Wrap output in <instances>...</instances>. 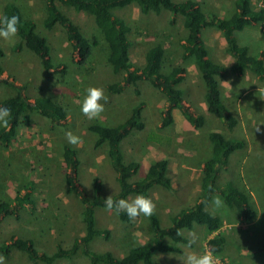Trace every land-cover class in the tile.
I'll return each instance as SVG.
<instances>
[{"label": "rangeland", "instance_id": "rangeland-1", "mask_svg": "<svg viewBox=\"0 0 264 264\" xmlns=\"http://www.w3.org/2000/svg\"><path fill=\"white\" fill-rule=\"evenodd\" d=\"M7 1L17 2L24 15L36 22L38 33L48 39L54 67L46 70L40 58L28 48L14 50L13 46L18 40L16 35L10 39L0 37V46L6 52L4 77L15 80L17 84L28 82L24 92L32 101L36 95L55 96L69 114L65 122L56 124L34 112L30 124H22L10 144L6 146L0 141V200L12 201L27 185L35 201L32 211L23 208L3 218L0 244L10 241L13 236L30 237L35 240L40 251L52 254L58 243L71 247L75 238L83 236L84 205L78 194L70 191L66 182L64 145L77 149L81 160L80 184L90 196L93 192V177L96 175L104 182L105 194H114L117 190L116 171L111 164L108 145L103 143L97 146L98 135L89 127L92 124L121 123L135 105L143 102L146 131H133L124 140L122 150L127 161H141L142 168L136 178H141L152 162L162 158L168 160L173 189L157 187L151 193L155 203L154 213L158 214L163 226L170 224L172 214L198 199L202 166L211 151L208 133L213 129L222 131L228 137L245 139V148L233 156L228 170L220 173L219 182L234 180L248 192L251 204L257 210L256 218L245 222L238 218L234 208L224 203L220 193H215L213 197L219 196L223 204L216 208L212 197L207 209L221 217V226L214 231L203 225L185 228L183 234L192 243H178L181 252L158 253V262L184 264L182 258L185 251L199 252L207 248L210 238L224 235L227 241L222 251L216 254L220 260L230 264H264V79L249 72L236 75L230 71L221 79L226 102L239 119L237 126L229 130L216 115L208 112L205 83L195 64L182 58V43L187 35L183 17L177 16L173 22L169 11L144 14L133 3L116 8L114 14L125 19L131 27L129 37L134 66L140 68L145 63V54L151 44L161 43L166 50L165 69H169L170 63L186 67L185 78L180 84L186 103L195 112L206 116V125L196 129L180 110L175 109L174 123L163 127L161 109L165 97L151 83L142 80L137 85L127 86L120 93L108 89L110 83L121 81L125 75L123 72H114L108 63V45L91 14L77 12L59 3L83 34L97 41L91 56L85 62H80L65 29L60 24L51 29L44 25L46 0H0V13ZM198 1L205 9L225 15L223 17H229L235 7V0ZM260 2L252 0L256 8H260ZM202 35L211 59L219 63L224 59L229 65L232 56L220 46L223 39L221 31L206 28ZM237 37L239 43L251 48L252 54L264 53V22L237 32ZM90 86H102L108 97L103 113L96 119H88L80 111L85 90ZM15 93V88L0 83V99ZM67 132L79 136L80 143L69 144ZM96 216L97 228L101 232L91 245L93 250L112 251L122 257L133 245L143 244L153 237L150 217L139 216L135 221H124L113 209L107 208H99ZM167 241L171 242L170 239ZM0 264L43 263H34L25 253L14 250L8 257H0ZM57 264H89V260L79 253L72 258L59 259Z\"/></svg>", "mask_w": 264, "mask_h": 264}, {"label": "trees", "instance_id": "trees-1", "mask_svg": "<svg viewBox=\"0 0 264 264\" xmlns=\"http://www.w3.org/2000/svg\"><path fill=\"white\" fill-rule=\"evenodd\" d=\"M59 3L94 17L108 45V63L114 72H123L125 75L121 81L108 85L111 92L120 93L127 86L137 85L139 81L145 80L163 93L165 97V104L161 109L163 127L174 123L175 109L180 110L196 129L206 125V116L195 112L186 103L180 88L185 78L186 67L170 63L169 69H165L166 50L161 43L151 44L145 54V63L140 68L134 66L131 59L132 41L129 37L131 27L125 19L114 14L116 8L133 3L144 14L169 11L173 16V22L177 16L183 17L187 35L182 43V58L191 60L195 64L205 83V102L208 112L216 115L229 130L237 126L239 119L232 113L226 102L221 79L228 71L236 75L251 72L257 78L264 79V53L251 54L249 46L240 44L236 35L237 31L264 22V8H256L252 0H235L234 11L229 17H221L216 12L205 9L197 0L178 2L174 0H46L44 25L51 29L60 24L65 29L80 62H85L91 56L97 41L85 36L75 21L60 8ZM13 15L20 17L19 31L15 34L18 40L13 49L19 51L28 48L40 58L46 70L53 69L50 44L45 36L38 33L36 22L24 15L17 2H5L0 19ZM206 28H217L223 33L227 43L226 49L234 58V63L230 67L211 59L202 35ZM5 56L6 52L0 46V83H6L16 90L14 95L0 99V104L11 105L9 123L0 128V141L7 146L22 124H30L34 112L49 118L56 124L65 122L69 112L55 96L49 94L36 95L32 101L31 97L24 92L29 85L28 82L17 84L15 80L5 78ZM144 113L145 105L141 102L131 109L130 115L121 123L92 124L89 127L98 135L97 146L103 143L108 145L111 164L116 171L117 190L112 194L114 200L129 199L138 194L151 197L152 191L157 187L173 189V179L169 175L167 159L162 158L152 162L142 177L136 178L142 168L141 161L138 159L127 161L125 158L122 150L124 140L133 131H146ZM208 138L211 151L202 166L201 193L196 202L172 214L168 226H163L158 214L153 213L150 217L153 237L143 244L133 245L122 257L116 256L112 251L99 252L92 249V243L101 232L96 223L97 210L106 208L105 199L109 195L105 194L104 182L99 175L93 177L92 196L85 188H82L79 180L81 160L78 157V151L68 144L64 145L65 179L70 191H75L84 205L85 234L75 238L71 247L58 243L56 251L52 254L40 251L33 238L13 236L10 241L0 244V257H8L17 250L25 253L34 263L43 264H57L59 259L72 258L79 253L89 260V264H160L157 260L158 253L181 252L178 243H192L183 234L185 228L203 225L210 231H214L221 226V217L207 209L215 193H220L224 203L236 210L238 218L245 222L253 221L257 216V210L251 204L248 192L238 186L234 180L219 182L220 173L228 170L233 156L245 148V139L228 137L218 129L211 130ZM34 206L31 189L26 185L12 201L0 200V226L5 216L16 214L23 208L32 211ZM113 210L116 212L114 208ZM118 215L124 221L131 220L124 212ZM226 241L224 235L210 238L207 249L214 250V254H218Z\"/></svg>", "mask_w": 264, "mask_h": 264}, {"label": "clouds", "instance_id": "clouds-1", "mask_svg": "<svg viewBox=\"0 0 264 264\" xmlns=\"http://www.w3.org/2000/svg\"><path fill=\"white\" fill-rule=\"evenodd\" d=\"M19 15L5 16L0 19V37L10 39L19 31ZM80 111L88 119L98 118L104 111L105 102L108 97L105 95V89L102 86H90L85 90ZM11 105L0 104V125H8L10 120ZM67 141L71 145H78L80 137L67 132ZM213 203L216 208H220L223 201L219 196L213 197ZM107 209L116 210L117 214L124 212L129 219L135 221L137 217H151L155 211V203L151 197L144 194H138L134 199L126 198L113 199L112 194L105 199ZM179 234V232H178ZM184 264H216V256L214 250L207 248L201 251H185L182 258Z\"/></svg>", "mask_w": 264, "mask_h": 264}, {"label": "crops", "instance_id": "crops-1", "mask_svg": "<svg viewBox=\"0 0 264 264\" xmlns=\"http://www.w3.org/2000/svg\"><path fill=\"white\" fill-rule=\"evenodd\" d=\"M198 1V0H197ZM235 2V1H234ZM4 6V5H3ZM234 6H235V4H234ZM235 8V7H234ZM233 11H234V9H233ZM233 11H232V13H233ZM1 13H2V11H1ZM1 13H0V15H1ZM217 13V12H216ZM218 14V13H217ZM218 15H220V14H218ZM221 17H223V16H225V15H220ZM251 26V25H250ZM249 27V26H248ZM247 28V27H246ZM245 28V29H246ZM244 29V30H245ZM244 30H242V31H244ZM242 31H240V32H242ZM237 32H239V31H237ZM237 32H236V35H237ZM220 33V32H219ZM221 34H222V36H223V33L221 32ZM238 38V37H237ZM239 41V40H238ZM205 43H206V41H205ZM241 44V43H240ZM206 45H207V43H206ZM243 45V44H242ZM220 46L221 47H223V48H226V46H227V43H226V40H225V38H224V36H223V39H221V42H220ZM207 48H208V45H207ZM249 49H250V51H251V48L249 47ZM208 50H209V48H208ZM251 53V52H250ZM209 54H210V52H209ZM252 54V53H251ZM220 62L222 63V64H224V65H226L227 67H230L233 63H234V58L232 57V60H231V62H230V64L228 65L227 63H225V61H224V59H222V60H220ZM249 73H251V72H249ZM244 75V74H243Z\"/></svg>", "mask_w": 264, "mask_h": 264}, {"label": "built area", "instance_id": "built-area-1", "mask_svg": "<svg viewBox=\"0 0 264 264\" xmlns=\"http://www.w3.org/2000/svg\"><path fill=\"white\" fill-rule=\"evenodd\" d=\"M259 7L260 8H264V0H261L260 4H259ZM216 256V264H230L229 262L227 261H224V260H220V258L215 254Z\"/></svg>", "mask_w": 264, "mask_h": 264}]
</instances>
